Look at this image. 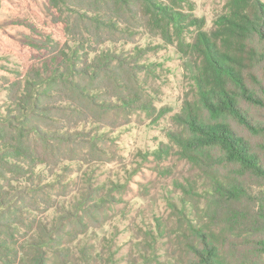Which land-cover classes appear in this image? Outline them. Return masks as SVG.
Returning a JSON list of instances; mask_svg holds the SVG:
<instances>
[{
    "label": "trees",
    "instance_id": "16d2710c",
    "mask_svg": "<svg viewBox=\"0 0 264 264\" xmlns=\"http://www.w3.org/2000/svg\"><path fill=\"white\" fill-rule=\"evenodd\" d=\"M47 1L57 24L42 35L46 56L11 81L0 114V264H53L50 252L63 251L59 221L77 218L82 225V213L117 202L111 191L118 186L107 192L93 185L87 170L112 163L107 134L145 109L147 82L139 77L137 51L122 49L141 33L180 51L190 47L197 56L196 104L178 116L184 134L170 135L180 157L205 180L201 203L192 204L195 219L184 218L188 199L181 198L188 224L184 264H264V192L255 188L264 182V163L227 123L233 120L264 145V125L239 106L241 100L264 107L250 87L264 63V2L225 0L214 30L198 25L193 44H186L189 0ZM58 186L62 203L49 200ZM51 209L57 225L34 216Z\"/></svg>",
    "mask_w": 264,
    "mask_h": 264
},
{
    "label": "rangeland",
    "instance_id": "374dc122",
    "mask_svg": "<svg viewBox=\"0 0 264 264\" xmlns=\"http://www.w3.org/2000/svg\"><path fill=\"white\" fill-rule=\"evenodd\" d=\"M189 1L192 10L185 12L192 18V24L182 39L193 44L198 25L207 33L214 30V21L223 12L225 0ZM55 17L56 11L47 0H0V114H5L6 90L11 81L29 64L46 56V40L42 35L53 30L57 24ZM122 49L133 54L137 51L142 67L139 77L147 82L145 109L132 114L129 124L107 134L108 146L116 154L112 163L94 164L87 170L93 185H104L107 192L113 185L118 186L111 191L117 202L107 204L97 214L82 213L84 227L77 218L69 224L59 221L57 228L62 233L57 244L63 251L51 250L53 264L185 263L183 233L188 224L180 215L184 207L181 198L189 200L185 201L184 218H194L192 204L201 203L205 180L180 157L170 135L184 134V124L178 116H184L189 104H196L197 56L190 47L180 51L145 33L134 36V43ZM259 51L263 52V48L259 47ZM263 70L261 63L254 71L256 83L250 87L264 101ZM239 106L254 123L264 125V107L241 100ZM227 123L248 141L264 163L261 137L252 136L231 119ZM51 180L46 177V182ZM256 183L255 188L264 192V182ZM54 189L51 192L55 198L48 199L65 201L66 198L60 197V186ZM70 190H75L73 184ZM182 190H189L191 195L185 197ZM38 199L42 198L36 199L40 203ZM53 209L41 215V211L36 212L38 215L34 216L57 225ZM81 232L84 233L79 236Z\"/></svg>",
    "mask_w": 264,
    "mask_h": 264
}]
</instances>
